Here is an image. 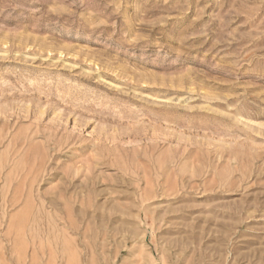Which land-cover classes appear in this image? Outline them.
<instances>
[{"label": "rangeland", "instance_id": "rangeland-1", "mask_svg": "<svg viewBox=\"0 0 264 264\" xmlns=\"http://www.w3.org/2000/svg\"><path fill=\"white\" fill-rule=\"evenodd\" d=\"M0 264H264V0H0Z\"/></svg>", "mask_w": 264, "mask_h": 264}]
</instances>
